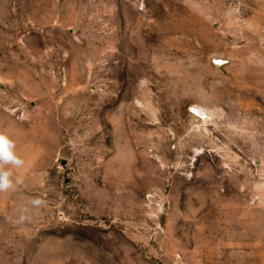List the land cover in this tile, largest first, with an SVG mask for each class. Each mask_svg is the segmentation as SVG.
<instances>
[{"label":"rangeland","instance_id":"obj_1","mask_svg":"<svg viewBox=\"0 0 264 264\" xmlns=\"http://www.w3.org/2000/svg\"><path fill=\"white\" fill-rule=\"evenodd\" d=\"M0 133V264H264V0H0Z\"/></svg>","mask_w":264,"mask_h":264},{"label":"clouds","instance_id":"obj_2","mask_svg":"<svg viewBox=\"0 0 264 264\" xmlns=\"http://www.w3.org/2000/svg\"><path fill=\"white\" fill-rule=\"evenodd\" d=\"M14 142L7 135L0 133V191L13 188L20 180L12 178L10 167H20L23 161L16 155ZM9 166V167H6ZM39 205L41 201H34Z\"/></svg>","mask_w":264,"mask_h":264},{"label":"water","instance_id":"obj_3","mask_svg":"<svg viewBox=\"0 0 264 264\" xmlns=\"http://www.w3.org/2000/svg\"><path fill=\"white\" fill-rule=\"evenodd\" d=\"M212 62L214 63L215 66L220 67L221 65H224V64L228 63L229 59L212 58Z\"/></svg>","mask_w":264,"mask_h":264},{"label":"bare ground","instance_id":"obj_4","mask_svg":"<svg viewBox=\"0 0 264 264\" xmlns=\"http://www.w3.org/2000/svg\"><path fill=\"white\" fill-rule=\"evenodd\" d=\"M191 110V112H193V113H201V110H199V109H196V108H192V109H190ZM201 117H203V116H201ZM209 116L207 115V114H205L204 115V118L206 119V118H208Z\"/></svg>","mask_w":264,"mask_h":264}]
</instances>
